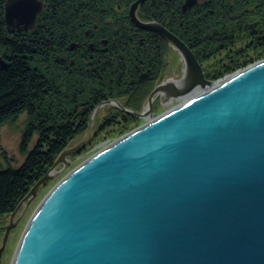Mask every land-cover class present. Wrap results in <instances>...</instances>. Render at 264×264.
Listing matches in <instances>:
<instances>
[{
	"label": "water",
	"instance_id": "water-1",
	"mask_svg": "<svg viewBox=\"0 0 264 264\" xmlns=\"http://www.w3.org/2000/svg\"><path fill=\"white\" fill-rule=\"evenodd\" d=\"M145 1L132 4L130 20L181 54L190 78L185 94L209 90L62 180L30 221L13 264H264V60L209 81L187 44L138 18ZM10 2L8 24L30 26L42 7L40 0ZM164 88L154 90L145 112ZM107 104L120 106L110 100L97 109ZM88 141L66 150L26 199ZM12 228H5L0 259Z\"/></svg>",
	"mask_w": 264,
	"mask_h": 264
},
{
	"label": "trees",
	"instance_id": "trees-1",
	"mask_svg": "<svg viewBox=\"0 0 264 264\" xmlns=\"http://www.w3.org/2000/svg\"><path fill=\"white\" fill-rule=\"evenodd\" d=\"M5 1L0 0V57L6 63V68L0 66V127L27 112L31 121L23 147L35 132L39 139L18 169L0 165V216L13 213L63 150L87 130L98 104L114 97L130 103L155 75L159 77L169 47L160 35L138 28L130 20L129 10L136 0H44L35 28L23 33L7 28ZM187 2L148 0L137 15L143 22L155 21L168 28L199 61L243 44L246 51L230 53L233 60L222 64L219 77L253 63L255 55L264 56V0H200L184 11ZM74 43L77 48L86 45L85 52H68ZM102 44L110 45L106 49ZM65 54L68 64H81V73L93 86L87 101L63 115V120L51 119L39 105L50 102L52 94L58 97L59 91L52 89V77L45 75L48 68L42 66L53 55L61 61ZM128 118L124 116L121 123ZM106 121V128L116 122Z\"/></svg>",
	"mask_w": 264,
	"mask_h": 264
},
{
	"label": "rangeland",
	"instance_id": "rangeland-1",
	"mask_svg": "<svg viewBox=\"0 0 264 264\" xmlns=\"http://www.w3.org/2000/svg\"><path fill=\"white\" fill-rule=\"evenodd\" d=\"M7 1L8 0L5 1L6 7L8 4ZM40 1H42L43 3L44 0H40ZM147 1L148 0H146L142 5H144ZM199 1L200 0H197V2L190 8L192 9L193 7L197 6V4H199ZM42 6H44V3ZM43 9H44L43 7L39 8V11L35 16V21L30 26L19 25L16 21H14L13 24H8L7 28L21 33L30 32L35 28L36 21L41 15ZM184 11L186 10L184 9ZM38 24L41 25V21L38 22ZM166 43L169 45V47H167L163 55L164 67L161 69V75L159 77L155 75L154 79L149 81L146 86L142 87L141 90L138 92V94L133 95L130 103H124L123 100L117 99L116 97L104 101V102L110 100L117 101L119 102L118 105H120L122 108L115 104H107L97 109V107L103 102L98 104L90 115L87 130L84 133L78 135L69 144V146L63 150V152L57 157L53 166L66 150L79 146L80 144L83 143L85 139L89 138L88 143H86L84 147L80 149V151L78 152L76 151L73 155L67 156L65 162L60 161V163L54 169V174L52 175L53 178L47 180L43 184L38 194L34 196L28 203L22 201L19 204L20 209L18 210L15 216H12L13 213L5 216H0V248L3 245V240L5 238V234H6L5 228L9 225L14 224V228H12V230L8 235L6 248L0 259V264H13L20 243L25 235L26 229L28 228L30 221L36 214L42 202L46 199L47 195L51 193V191L55 188L57 184H59L62 180H64L78 166H80L81 164L92 158L94 155L98 154L101 150L108 148L111 144H114L122 136L130 134L131 132L137 130L138 128L145 126L151 121L157 119L161 114H164V112L175 109L178 105L182 103V99H183L181 98L182 96H180L179 98L175 97L165 100L162 95H158L154 99L151 112H149V115H145V108L154 90L159 86H161L162 84H166L170 79L180 80L184 74L186 65L181 54L167 41ZM109 45L110 44H106V45L102 44L100 47L108 49L107 47ZM85 47L86 45L85 46L81 45L77 48V45L74 43L69 47L70 51L68 50L67 51L70 53L79 50L85 52L84 49ZM234 48L235 49H233V51H237V50L246 51L245 46L243 44H238ZM233 51L229 53H227L228 51L219 53L215 57L207 61L198 60L203 68L205 78L207 80L212 82H218L220 80H224L226 77L264 60V56L255 55V59L253 63H249L245 67L238 68L234 72L225 73L224 75L219 77L218 74L221 72L222 64L227 62L230 63V61L233 60V59H229L230 53H232ZM68 54H65L64 58H61V61L60 59H57L53 55L54 57L53 56L51 57L50 62L45 61L44 65L42 66L45 69L48 68V71H51L50 73L42 69V71L45 72V75L52 77L51 79L53 83L52 89L55 91V93L56 91H59V94H57L59 95L58 97H53L52 94L51 96H49V100H51L50 102L46 104L41 103L39 105L40 106L39 109H41L40 111L43 114H46L47 118H51V119L59 118V120H63L64 119L63 115H65L66 117L67 116L66 114L71 113L75 107L80 106L81 104H83L82 102L87 101V99L89 98V87L93 86V84H90V82H88L86 76L81 73V68H82V66H80L81 64L80 65L76 63L68 64L69 61ZM250 54H252V52H250ZM81 57H83L84 65H86L88 61L87 60L85 61L84 59L85 55ZM39 60L40 59H38V61ZM55 70H57V72ZM95 87L101 89V86L97 85ZM104 89L107 90V88ZM95 109H97L96 112ZM132 109H134L135 111ZM125 110H130L134 113L144 112L143 117H139L134 114H129ZM124 116H129L128 121L125 123H121V120L122 118H124ZM108 119L109 120L114 119L116 120V122L114 123L113 126H108V128H106L105 124L107 123L106 120ZM30 121H31V116L26 112L21 114L17 119L7 122L0 127V165L3 167V169H8V168L18 169L25 162L27 158V154L35 148L39 139L38 132H35L33 137L30 139V141H28L26 146L23 147L24 144L23 136ZM91 121H92V127L89 130V125Z\"/></svg>",
	"mask_w": 264,
	"mask_h": 264
},
{
	"label": "bare ground",
	"instance_id": "bare-ground-1",
	"mask_svg": "<svg viewBox=\"0 0 264 264\" xmlns=\"http://www.w3.org/2000/svg\"><path fill=\"white\" fill-rule=\"evenodd\" d=\"M11 0H8L7 2H8V4L10 3L11 4V2H10ZM7 4V5H8ZM42 5H43V3H42ZM43 7V6H42ZM41 7V8H42ZM39 9V8H38ZM4 21H5V24H6V26H8V23H7V21H6V13H5V16H4ZM0 60H2L3 62H4V60L0 57ZM5 63V62H4ZM0 66L2 67V68H6V67H4V66H2L1 64H0ZM248 67H246V68H244V69H247ZM243 70V69H242ZM241 71V70H240ZM240 71H238V72H236V73H234V74H232V76H234L235 74H237V73H239ZM189 72H188V70H187V68L185 67V70H184V74H183V76H182V78L180 79V80H173V79H170L168 82H167V88H164V89H162V90H160V91H158L157 92V94L158 95H162L163 97H164V99L165 100H167V99H171V98H175V97H180V96H182L181 98H183L182 99V103L180 104V105H178L175 109H177V108H179L180 106H183V105H185V104H188V103H190L191 101H193V100H195L197 97H199V96H201V95H203L205 92H207L208 90H209V87L207 88V89H203L202 87H198L196 90H194V91H192V92H190V93H184L185 92V90H186V88H187V86H188V84H189V81H190V78H189ZM231 75L230 76H228V77H226L224 80L225 81H227V80H229L231 77H232ZM224 80L222 81V82H224ZM177 91H180V95L179 94H177ZM182 92V93H181ZM157 95V96H158ZM175 109H172V110H170V111H166V112H164V114H161L159 117H163L164 115H166V114H168V113H170V112H172L173 110H175ZM149 111H150V109H147L146 110V112H145V115H149ZM137 114H142V113H140V112H137ZM158 117V118H159ZM154 121V120H153ZM153 121H151V122H153ZM150 122V123H151ZM149 123V124H150ZM143 127V126H142ZM141 128V127H140ZM128 135V134H127ZM127 135H125V136H122L120 139H124ZM120 139H118V140H120ZM117 142V141H116ZM115 142V143H116ZM111 145H113V144H111ZM110 145V146H111ZM109 146V147H110ZM105 149H103V150H101L100 152H103ZM99 152V153H100ZM95 156V155H94ZM93 156V157H94ZM85 163V162H84ZM83 163V164H84ZM82 165V164H81ZM80 165V166H81ZM80 166H78V167H80ZM77 169V168H76ZM54 174V170L52 171V175ZM43 179V178H42ZM40 181V180H39ZM38 181V182H39ZM38 182L36 183V184H38ZM45 183V182H44ZM44 183H42L41 184V186H39V188L37 189V191H36V195L38 194V192L41 190V188H42V186H43V184ZM36 184L30 189V192L27 194V196L31 193V192H33V189H34V187L36 186ZM58 185V184H57ZM56 185V186H57ZM55 186V187H56ZM50 194V193H49ZM49 194L47 195V197L49 196ZM26 196V197H27ZM26 197L24 198V202H26V203H28L33 197L31 196V197H28L27 199H26ZM46 197V198H47ZM45 202V201H44ZM43 203V202H42ZM40 206H42V205H40ZM39 209V208H38ZM27 230V229H26Z\"/></svg>",
	"mask_w": 264,
	"mask_h": 264
}]
</instances>
